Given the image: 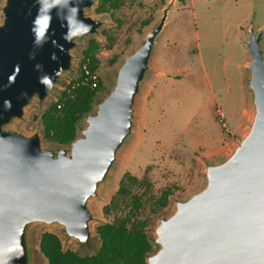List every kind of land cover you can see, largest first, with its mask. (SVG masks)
Instances as JSON below:
<instances>
[{
  "label": "water",
  "instance_id": "1",
  "mask_svg": "<svg viewBox=\"0 0 264 264\" xmlns=\"http://www.w3.org/2000/svg\"><path fill=\"white\" fill-rule=\"evenodd\" d=\"M78 4V18L91 30L66 43L62 37L67 28L57 18V5L38 46L31 31L38 0L0 1V264H37L32 233L38 224L57 227L82 250L93 247L90 202L99 197L135 135L138 96L154 72L152 58L174 0L113 68L111 85L84 114L77 135L68 144L46 146L40 129L25 133L15 124L73 71L79 40L98 35L105 24L104 18L89 13L97 0ZM246 32L244 126L228 152L204 162L201 187L176 198L172 210L159 217L146 264H264L263 30L250 24ZM52 53L57 59H51ZM15 65L20 71L10 85ZM42 76L51 79V86L39 82ZM5 100L12 101L10 111Z\"/></svg>",
  "mask_w": 264,
  "mask_h": 264
},
{
  "label": "rangeland",
  "instance_id": "2",
  "mask_svg": "<svg viewBox=\"0 0 264 264\" xmlns=\"http://www.w3.org/2000/svg\"><path fill=\"white\" fill-rule=\"evenodd\" d=\"M169 2L107 0L108 11L103 13L94 12V5L89 13L105 21L99 34L79 40L73 50V71L62 77L43 104H31L15 126L25 133L40 129L44 145H58L45 137L40 115L70 81L78 79L81 52L88 41L98 42L93 78L100 79L103 90L95 100L111 85L113 68L139 44ZM250 24L263 30L264 51V0H174L152 58L154 72L138 96L135 135L99 197L90 202L93 247L82 250L57 227L38 224L32 233L37 264H47L38 250L43 231L56 233L64 248L80 254L98 249L96 225L119 218L126 219L129 227L144 223L151 239L159 217L172 210L174 200L201 187L204 162L224 155L240 135L244 124L235 127L243 96L248 114L243 41ZM165 189L170 192L167 203L159 207L157 198Z\"/></svg>",
  "mask_w": 264,
  "mask_h": 264
},
{
  "label": "trees",
  "instance_id": "3",
  "mask_svg": "<svg viewBox=\"0 0 264 264\" xmlns=\"http://www.w3.org/2000/svg\"><path fill=\"white\" fill-rule=\"evenodd\" d=\"M107 0H99L94 12H107ZM98 42L90 39L81 52L79 77L70 81L40 115L45 137L58 144H68L77 135V125L84 114L92 110V102L103 90L95 76ZM94 83V84H93ZM169 190L157 198L159 207L167 203ZM99 247L92 254H80L64 248L60 237L52 231H43L39 237V250L47 264H146V255L152 250L146 225L139 223L129 227L126 219L119 218L95 226Z\"/></svg>",
  "mask_w": 264,
  "mask_h": 264
},
{
  "label": "clouds",
  "instance_id": "4",
  "mask_svg": "<svg viewBox=\"0 0 264 264\" xmlns=\"http://www.w3.org/2000/svg\"><path fill=\"white\" fill-rule=\"evenodd\" d=\"M41 5L38 8L37 15L33 19V26L31 31L34 34V43L36 45H41V42L46 39V33L48 29L51 27L52 15L51 12L53 8H56L57 5L60 8L66 9L67 12L62 14L60 8H56L57 18L64 21L63 26L67 28V32L63 34V39L66 43H71L74 37L78 35L86 34L91 30V25L85 23L83 20L79 19V4L73 3L72 0H38ZM75 25V27H73ZM53 45L56 46L57 42L55 40L52 41ZM60 47V50L63 51V46ZM51 59H57L56 54H51ZM40 66L37 65V68ZM20 66L15 65L13 73L9 76V84L15 83V78L19 74ZM39 82L45 86H51V79L48 76H42L39 78ZM5 110H11L12 101L5 100L4 101Z\"/></svg>",
  "mask_w": 264,
  "mask_h": 264
},
{
  "label": "crops",
  "instance_id": "5",
  "mask_svg": "<svg viewBox=\"0 0 264 264\" xmlns=\"http://www.w3.org/2000/svg\"><path fill=\"white\" fill-rule=\"evenodd\" d=\"M245 99H244V96L242 98V103H241V107H240V111H239V115H238V118H237V123H236V129L240 128L243 126L244 122H245V119H246V116H247V110H246V105H245Z\"/></svg>",
  "mask_w": 264,
  "mask_h": 264
}]
</instances>
